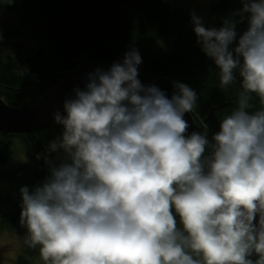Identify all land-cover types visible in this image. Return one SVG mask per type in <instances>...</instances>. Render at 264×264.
<instances>
[{
	"label": "clouds",
	"instance_id": "obj_1",
	"mask_svg": "<svg viewBox=\"0 0 264 264\" xmlns=\"http://www.w3.org/2000/svg\"><path fill=\"white\" fill-rule=\"evenodd\" d=\"M240 3L219 28L191 17L221 87L242 89L211 138L188 134L196 91L144 85L136 48L53 114L63 130L37 154L50 174L20 188L23 243L44 264H264V0Z\"/></svg>",
	"mask_w": 264,
	"mask_h": 264
},
{
	"label": "trees",
	"instance_id": "obj_2",
	"mask_svg": "<svg viewBox=\"0 0 264 264\" xmlns=\"http://www.w3.org/2000/svg\"><path fill=\"white\" fill-rule=\"evenodd\" d=\"M0 6L15 13L17 20L6 26L5 37H29L45 50L42 59L31 62L26 74L17 72L11 59L0 56V97L11 106L34 104L81 60L107 70L136 48L142 57L139 75L162 78L160 85L171 92L175 91L174 82L196 91L199 98L192 114L195 122L208 130L209 138L236 107L242 90L239 78L221 87L219 69L197 43L191 22L193 10L175 0H13L11 4L0 0ZM241 7L240 0H219L211 5L210 12L220 19L228 18ZM240 25L247 27L246 22ZM205 26L219 28L222 22H207ZM25 27L29 33L24 32ZM253 104V110L258 109L259 99L254 98ZM210 113L211 118L204 123ZM62 130L53 121L34 132L0 131V180L7 184L0 194V229L26 235V228L20 225V188L32 190L50 174L37 154H47L48 144ZM16 136L24 143L28 160L13 165L9 161L15 153L12 139ZM20 252L16 264L43 261L39 247L31 249L22 243Z\"/></svg>",
	"mask_w": 264,
	"mask_h": 264
},
{
	"label": "rangeland",
	"instance_id": "obj_3",
	"mask_svg": "<svg viewBox=\"0 0 264 264\" xmlns=\"http://www.w3.org/2000/svg\"><path fill=\"white\" fill-rule=\"evenodd\" d=\"M175 1L183 7L186 6L192 9L197 16L203 18L204 24L207 22L213 23L216 20H221V22H223L224 18L220 19L215 14H212L210 12L211 5L218 2L219 0H175ZM13 23L14 24L17 23L15 13L0 6V56L5 59H11L12 62L16 64L15 67L17 68V72L26 74L32 68L31 62L35 60L36 61L40 60V59H35L34 57L38 54V50H40L42 47L38 45L34 40L30 39L29 37L25 39L5 37L4 31L6 26ZM245 28H246L245 26L238 25L237 29L243 32ZM24 32L29 33L27 27L24 28ZM83 62L96 66L95 64H92L87 60H81V63L77 65V67H79ZM64 74L62 75L59 81L64 80L63 78ZM55 84L52 86V88L55 86ZM6 133H12V132H6ZM12 141H13V148L15 153L9 162L13 165H18L27 162L28 156L26 153V147L22 142V140L16 136L13 137ZM56 155H57L56 153H53L52 158H55ZM6 188H7V184L4 181L0 180V194L3 193ZM24 236L25 235L14 231H9L7 229L5 230L0 229V264L17 263V258L21 254L20 248L23 243ZM30 264H44V261L32 259L30 260Z\"/></svg>",
	"mask_w": 264,
	"mask_h": 264
},
{
	"label": "water",
	"instance_id": "obj_4",
	"mask_svg": "<svg viewBox=\"0 0 264 264\" xmlns=\"http://www.w3.org/2000/svg\"><path fill=\"white\" fill-rule=\"evenodd\" d=\"M44 52L45 50L41 48L34 58L41 59ZM98 67L83 62L79 67L65 73L64 80L57 82L51 90L43 94L34 104L24 103L20 107H14L0 97V131L12 133L34 132L49 126L54 121L53 114L63 108L65 99L73 94V89L77 86L84 87L87 75L94 72ZM138 78L144 85L154 84L158 86L171 98L173 92L164 89L160 85L162 78H152L143 74H140ZM212 110L213 108L210 112ZM184 118L189 124L188 134L203 130L204 125L197 124L191 112L186 113ZM210 118L211 113L204 120V123H207Z\"/></svg>",
	"mask_w": 264,
	"mask_h": 264
}]
</instances>
